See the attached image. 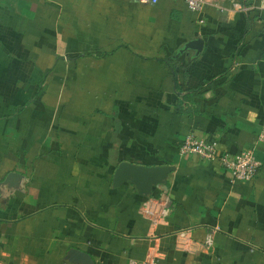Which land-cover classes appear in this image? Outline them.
<instances>
[{"label":"crops","instance_id":"obj_1","mask_svg":"<svg viewBox=\"0 0 264 264\" xmlns=\"http://www.w3.org/2000/svg\"><path fill=\"white\" fill-rule=\"evenodd\" d=\"M263 126L264 0H0V264H264ZM189 134L256 176L179 157ZM121 162L173 168L157 240Z\"/></svg>","mask_w":264,"mask_h":264},{"label":"built area","instance_id":"obj_2","mask_svg":"<svg viewBox=\"0 0 264 264\" xmlns=\"http://www.w3.org/2000/svg\"><path fill=\"white\" fill-rule=\"evenodd\" d=\"M146 5H155L158 0H135ZM191 11H200L201 8L210 3V0H183ZM256 141L264 144V126L257 133ZM178 156L181 158H194L215 164L224 172L232 183L249 182L256 176L261 163L255 157L254 149L241 151L236 155L229 153H218L217 143L193 134L187 135L178 147ZM173 210V204L167 189L163 185H157L153 195L143 197L139 204V214L148 221L150 226L149 238L158 239L157 229L165 224ZM176 237L182 241L181 247L189 249L191 237L188 230H180ZM213 232L209 231L205 236L203 245L211 247ZM128 264H137L130 260Z\"/></svg>","mask_w":264,"mask_h":264},{"label":"water","instance_id":"obj_3","mask_svg":"<svg viewBox=\"0 0 264 264\" xmlns=\"http://www.w3.org/2000/svg\"><path fill=\"white\" fill-rule=\"evenodd\" d=\"M202 48V41L195 39L187 42L182 49H180L174 58L185 53L187 50H195V55H198ZM173 172V168L169 166H143L128 162H121L118 164L113 175V187H119L122 184L129 183L132 185L141 197H147L154 194L157 185H164L167 177ZM23 176L16 173H9L0 187L8 192L12 190H19V183L23 180Z\"/></svg>","mask_w":264,"mask_h":264}]
</instances>
